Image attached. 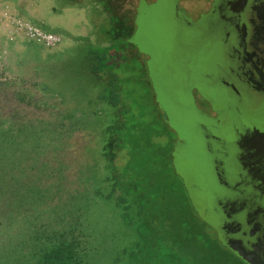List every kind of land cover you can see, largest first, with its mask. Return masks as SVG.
I'll return each mask as SVG.
<instances>
[{
    "label": "trees",
    "instance_id": "obj_1",
    "mask_svg": "<svg viewBox=\"0 0 264 264\" xmlns=\"http://www.w3.org/2000/svg\"><path fill=\"white\" fill-rule=\"evenodd\" d=\"M119 45L116 40L105 48L91 47L87 54L43 68L45 77L62 86L75 81L71 96L93 101L88 109H77L80 117L97 123L96 154L76 178L91 188L67 184L61 127L32 121L0 128V197L10 188L9 202L0 201V264H84L88 242L81 221L93 197L107 202L124 228L135 224L143 240L154 235L149 230L169 233L183 216L197 211L177 173L178 158L170 152L176 139L168 115L155 96L151 99L155 93L143 63L129 59ZM136 88L151 93L134 101L130 93ZM59 93L61 99L68 95L66 88ZM101 236L97 230V264L107 254L100 251ZM109 255V264H118Z\"/></svg>",
    "mask_w": 264,
    "mask_h": 264
},
{
    "label": "rangeland",
    "instance_id": "obj_2",
    "mask_svg": "<svg viewBox=\"0 0 264 264\" xmlns=\"http://www.w3.org/2000/svg\"><path fill=\"white\" fill-rule=\"evenodd\" d=\"M133 7L134 0H0V128L13 124L18 128L32 121L61 127L58 133L65 132L64 150L68 155L63 167H69L65 171L71 179L67 183L71 188H91L76 178L81 165L92 164L90 158L96 154L97 123L88 116L80 117L77 109H88L93 101L71 96V86L76 82L62 86L57 79L45 77L43 68L55 67L61 59L66 61L78 52L87 54L91 47L105 48L116 40L129 59L142 63L141 55L122 41L133 27ZM13 18L31 23L61 40L46 48L16 31L10 22ZM66 66L70 70V65ZM65 88L68 95L61 99L59 90ZM147 93L151 90L136 88L130 97L140 101L142 97L148 98ZM9 193L10 188L3 191L1 203L9 202ZM77 199L84 202L80 197ZM107 204L93 197L82 218V234L88 242L84 264H97V230L102 234L100 251H107L101 264L110 263L109 254L118 264H246L221 243L197 211L179 216L182 223L174 224L169 233L149 230L154 235L143 240L136 235V225L124 228L116 211ZM188 205L191 209V204ZM173 217L178 218V214Z\"/></svg>",
    "mask_w": 264,
    "mask_h": 264
},
{
    "label": "water",
    "instance_id": "obj_3",
    "mask_svg": "<svg viewBox=\"0 0 264 264\" xmlns=\"http://www.w3.org/2000/svg\"><path fill=\"white\" fill-rule=\"evenodd\" d=\"M168 16L152 29L148 51L157 100L183 142L177 173L221 243L246 264H264V92L216 49L192 48ZM193 87L215 119L197 111Z\"/></svg>",
    "mask_w": 264,
    "mask_h": 264
},
{
    "label": "flooded vegetation",
    "instance_id": "obj_4",
    "mask_svg": "<svg viewBox=\"0 0 264 264\" xmlns=\"http://www.w3.org/2000/svg\"><path fill=\"white\" fill-rule=\"evenodd\" d=\"M133 10V27L122 41L143 58L152 87L149 37L153 35L155 25L161 27L169 18L166 15L172 14L177 20L176 29L192 42V48L207 53L216 49L223 58L230 59L234 70L250 87L264 92V49L261 47L264 45V0H134ZM198 35H201L200 39ZM154 96L157 100L156 93ZM191 96L200 114L211 119L218 116L197 87L192 88ZM157 104L164 112L162 104ZM182 143L176 135L173 155L176 150L179 152ZM175 156L177 158L178 153Z\"/></svg>",
    "mask_w": 264,
    "mask_h": 264
},
{
    "label": "built area",
    "instance_id": "obj_5",
    "mask_svg": "<svg viewBox=\"0 0 264 264\" xmlns=\"http://www.w3.org/2000/svg\"><path fill=\"white\" fill-rule=\"evenodd\" d=\"M10 22L16 31L29 39L40 42L46 48L54 47L61 40L59 36L44 32L33 24L18 18H13Z\"/></svg>",
    "mask_w": 264,
    "mask_h": 264
},
{
    "label": "crops",
    "instance_id": "obj_6",
    "mask_svg": "<svg viewBox=\"0 0 264 264\" xmlns=\"http://www.w3.org/2000/svg\"><path fill=\"white\" fill-rule=\"evenodd\" d=\"M60 29H62V28H60Z\"/></svg>",
    "mask_w": 264,
    "mask_h": 264
}]
</instances>
